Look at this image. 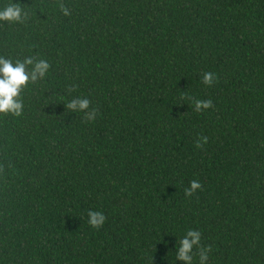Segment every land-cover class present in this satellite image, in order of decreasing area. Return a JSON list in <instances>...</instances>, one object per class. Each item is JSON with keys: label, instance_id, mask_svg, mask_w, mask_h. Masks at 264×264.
<instances>
[{"label": "trees", "instance_id": "16d2710c", "mask_svg": "<svg viewBox=\"0 0 264 264\" xmlns=\"http://www.w3.org/2000/svg\"><path fill=\"white\" fill-rule=\"evenodd\" d=\"M12 2L0 55L51 69L0 115V264H182L189 229L207 264H264V0Z\"/></svg>", "mask_w": 264, "mask_h": 264}, {"label": "clouds", "instance_id": "9594fccd", "mask_svg": "<svg viewBox=\"0 0 264 264\" xmlns=\"http://www.w3.org/2000/svg\"><path fill=\"white\" fill-rule=\"evenodd\" d=\"M19 3H10L0 8V23L9 24L24 23L29 17V12L18 6ZM63 15H70L69 10L61 5ZM51 69V64L46 59H36L33 56H26L23 59L6 58L0 55V115L20 117L24 111L22 94L29 85H35L44 80ZM214 82V74L206 72L203 75V83L211 85ZM195 110L211 108V100H196ZM66 107L72 111L84 112L88 118H94L95 112L88 113L90 100L86 97L71 99ZM207 142V138H204ZM197 147H200L199 142ZM198 180H193L190 187L185 189V196L191 197L201 188ZM89 224L99 228L105 222V216L101 212H88ZM202 233L199 230L189 229L177 241L175 257L177 262L182 264H194V256H198V264H207L211 247H203L201 244Z\"/></svg>", "mask_w": 264, "mask_h": 264}]
</instances>
